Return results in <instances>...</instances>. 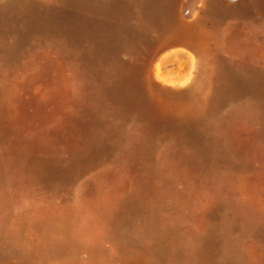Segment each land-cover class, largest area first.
<instances>
[{"label":"rangeland","instance_id":"obj_1","mask_svg":"<svg viewBox=\"0 0 264 264\" xmlns=\"http://www.w3.org/2000/svg\"><path fill=\"white\" fill-rule=\"evenodd\" d=\"M108 1L91 32L65 0H0V93L20 118L0 128V264H264V93L214 99L227 68L264 75V0ZM171 45L193 56L181 85L167 51L151 65ZM118 66L152 120L119 109ZM249 102L257 115L224 137Z\"/></svg>","mask_w":264,"mask_h":264},{"label":"bare ground","instance_id":"obj_2","mask_svg":"<svg viewBox=\"0 0 264 264\" xmlns=\"http://www.w3.org/2000/svg\"><path fill=\"white\" fill-rule=\"evenodd\" d=\"M248 0H235L234 2H229L228 4L217 3L214 5V8L222 13H229L234 11L237 8H242L245 6ZM67 4V11H80L83 13V25L84 27H88L91 32H98L102 30L103 22L99 19V15L102 14V17L107 19L109 16L115 17V3H112L108 0H65ZM155 5V4H154ZM152 4V12L153 14L158 13L157 8ZM12 10H15L12 5H9ZM14 12V11H13ZM53 12V11H52ZM67 12V13H68ZM16 13V12H14ZM26 15L30 18V20H34L37 13L33 9H26ZM74 13V12H73ZM58 15V14H57ZM80 16V15H79ZM18 17V15H17ZM33 23V22H32ZM34 24V23H33ZM68 24V23H67ZM79 27V24H78ZM106 27H109L106 26ZM25 30V29H23ZM61 31L69 32L70 34H74V30L68 25H62L60 28ZM113 35L115 34L112 33ZM20 39H16L15 41L6 44L5 50L8 55H13L16 52V47L19 44ZM179 42V41H178ZM177 42H170V44H176ZM169 44V43H168ZM231 47L236 48L235 43L229 40L228 43ZM161 46V45H160ZM176 45H171L163 48H157L152 54L153 59L151 61V65L154 66L157 58L161 56L160 63L161 64H173L176 70L175 72L180 74L183 73L180 77V80L177 82L178 85L183 84L187 80V73L190 69L182 68V62L184 60L185 55L192 60L193 56L188 49L184 48H174ZM173 48V49H171ZM159 49V50H158ZM170 49V50H169ZM151 56V57H152ZM151 59V58H150ZM133 76L132 71L125 69L124 67L118 66L116 72L112 76V81L108 87L109 93L118 101L119 109L122 112H126L131 107H136L139 114L147 117L152 120L154 118V107L153 105L144 97L140 95L139 88L135 84L129 83L131 77ZM224 76L226 81L222 85H218L216 94L214 99L220 100L226 96L233 94L235 91L241 88L251 87L255 89L258 93H264V75L257 72H246L243 68L239 66H235L232 68H227L224 70ZM154 82V81H152ZM156 83V82H154ZM157 85H161L156 83ZM164 90L170 92H181L183 89L172 86H164L162 85ZM13 89L9 90L7 93H0V128L4 127L7 124L17 125L20 121V118L14 113V105H13ZM215 91V90H214ZM213 96V94H211ZM19 106H22V103H19ZM257 115V109L253 105V103L249 102L246 104L245 108L239 110L236 115H234L229 123V129L226 132L224 137L227 135L235 136L239 132V128L248 122L252 117ZM77 162L79 164H83L86 162V159L82 156L78 157ZM40 171L52 169V165H43L42 168H38Z\"/></svg>","mask_w":264,"mask_h":264}]
</instances>
